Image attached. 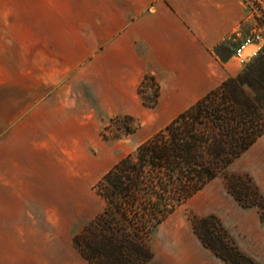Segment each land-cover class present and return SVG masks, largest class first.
Returning <instances> with one entry per match:
<instances>
[{
    "label": "crops",
    "instance_id": "0c3cea01",
    "mask_svg": "<svg viewBox=\"0 0 264 264\" xmlns=\"http://www.w3.org/2000/svg\"><path fill=\"white\" fill-rule=\"evenodd\" d=\"M253 1L264 8V0ZM78 2L76 17L63 37L75 42L68 53L76 57L69 66L73 79L59 87L49 82L54 90L24 118L26 141L36 145H63V138L100 134L118 115L138 121L135 131L125 136L138 132L152 136L237 75L230 49L234 51L256 25L249 0ZM63 25L68 27L66 21ZM147 75L155 78L146 81L149 89L159 84V101L153 107L145 105L139 92ZM30 158L22 163L16 155L5 163L7 203L0 212V264H92L74 244L78 231L73 230L72 213L40 210L41 201L51 197L48 173ZM231 170L250 173L264 194V134ZM233 198L235 208L238 201ZM219 211L210 203L198 213ZM260 243L257 255L264 263V238Z\"/></svg>",
    "mask_w": 264,
    "mask_h": 264
},
{
    "label": "trees",
    "instance_id": "16d2710c",
    "mask_svg": "<svg viewBox=\"0 0 264 264\" xmlns=\"http://www.w3.org/2000/svg\"><path fill=\"white\" fill-rule=\"evenodd\" d=\"M148 79L155 81L147 75L139 92L153 107L159 84L154 97L147 98ZM115 118L127 120V133L139 126L130 125L133 116ZM263 134L264 49L103 174L94 187L104 206L75 233V246L92 264H147L155 255L151 241L156 229L219 176L243 207L258 208L264 222L260 187L250 173L231 170ZM188 216L203 244L228 264H262L238 246L215 213L190 210Z\"/></svg>",
    "mask_w": 264,
    "mask_h": 264
},
{
    "label": "rangeland",
    "instance_id": "374dc122",
    "mask_svg": "<svg viewBox=\"0 0 264 264\" xmlns=\"http://www.w3.org/2000/svg\"><path fill=\"white\" fill-rule=\"evenodd\" d=\"M78 9V0H0V212L7 203L5 163L15 160L16 155L22 163L31 161L32 155L48 173L51 197L41 201L40 210L71 212L74 232L104 206L94 187L96 182L116 161L151 137L142 132L125 136L127 120L113 116L100 134L63 138V145L26 141L24 118L37 109L49 90H54L49 89L53 88L49 82L59 87L73 79L69 66L76 57L68 53L74 50L75 42L63 37ZM234 63L237 74L245 68ZM150 82L144 93L147 98L154 97ZM129 123L136 126L138 121ZM133 135L138 136L137 141L131 139ZM233 200L224 177L208 183L156 229L151 241L155 255L147 264H228L203 244L188 216L190 210L198 213L210 203L217 204L220 211L214 213L238 246L262 263L263 258L257 255L264 238L260 211L238 202L232 208Z\"/></svg>",
    "mask_w": 264,
    "mask_h": 264
},
{
    "label": "built area",
    "instance_id": "2783aa9c",
    "mask_svg": "<svg viewBox=\"0 0 264 264\" xmlns=\"http://www.w3.org/2000/svg\"><path fill=\"white\" fill-rule=\"evenodd\" d=\"M252 3L256 12V25L233 51L234 58L241 67L249 65L264 49V8L256 1Z\"/></svg>",
    "mask_w": 264,
    "mask_h": 264
},
{
    "label": "bare ground",
    "instance_id": "6f19581e",
    "mask_svg": "<svg viewBox=\"0 0 264 264\" xmlns=\"http://www.w3.org/2000/svg\"><path fill=\"white\" fill-rule=\"evenodd\" d=\"M163 108H164V107H163ZM163 108H162V109H163ZM160 113H161V112H160ZM157 115H158V114H157ZM131 139H132L133 141H137V140H138V136H137V135H136V136L133 135V138H131Z\"/></svg>",
    "mask_w": 264,
    "mask_h": 264
}]
</instances>
